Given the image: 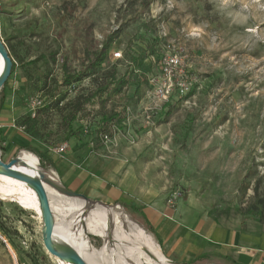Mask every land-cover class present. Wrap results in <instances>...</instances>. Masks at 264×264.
I'll return each mask as SVG.
<instances>
[{"label":"rangeland","instance_id":"rangeland-1","mask_svg":"<svg viewBox=\"0 0 264 264\" xmlns=\"http://www.w3.org/2000/svg\"><path fill=\"white\" fill-rule=\"evenodd\" d=\"M0 33L16 64L0 91L2 161L30 153L28 146L49 156L74 132L95 151L107 146L109 159L127 151L136 163L154 162L166 203L180 191L182 202L190 197L213 218L264 231V217L253 213L264 197V0H0ZM113 37L112 56L121 54L118 77L129 67L123 61L128 47L141 53L158 38L160 50L147 55L138 70L149 83L141 98L130 84L106 104L105 97L85 103L113 70L115 59L72 86L63 85L64 73L85 71L92 54ZM161 56L178 61L184 73L172 76L191 83L188 96L175 89L168 102L159 98L157 87L167 79ZM80 105L78 119L71 122ZM116 114L119 118L103 125ZM11 131H17L14 147L6 140ZM140 141L147 146L144 152L128 149ZM44 169L66 188L59 171L49 164ZM104 207L113 212L108 219L111 239L86 234L98 253L109 244L102 264H144L151 257L146 251L123 255V247L113 241L122 224L130 240L126 248L132 243L143 248L144 241L134 239L133 226L123 223V214L142 226L171 260L132 209ZM66 214L65 221L74 219ZM0 225L7 234L0 233V264H66L44 247L42 214L0 195ZM72 247L88 261L74 240ZM120 256L124 263L118 262Z\"/></svg>","mask_w":264,"mask_h":264},{"label":"crops","instance_id":"crops-1","mask_svg":"<svg viewBox=\"0 0 264 264\" xmlns=\"http://www.w3.org/2000/svg\"><path fill=\"white\" fill-rule=\"evenodd\" d=\"M3 116L5 124L7 113ZM16 135L17 131H11L6 136L12 147L18 141ZM66 145L65 153L49 155L63 185L93 202L132 209L171 260L181 264H264V231L237 225L227 217L213 218L190 197L170 208L164 188L158 186L154 162L136 163L133 152L127 151L120 158L109 159L107 146L95 151L88 140L76 136ZM128 149L142 153L147 146L140 141ZM138 168L143 171L139 173Z\"/></svg>","mask_w":264,"mask_h":264},{"label":"bare ground","instance_id":"bare-ground-1","mask_svg":"<svg viewBox=\"0 0 264 264\" xmlns=\"http://www.w3.org/2000/svg\"><path fill=\"white\" fill-rule=\"evenodd\" d=\"M3 67L4 62L0 58V74ZM19 158L18 164L14 166L15 170L18 172L33 178L44 177L46 180H51L53 183L60 185L55 173L42 168L39 159L34 154L23 153ZM46 188L49 194L51 208L55 216V229L53 234L55 245L58 247H72V240H74L85 253L88 264H102L101 260L105 259V252L108 250L109 244L106 242L102 252L98 253L91 247L86 234L98 235V237L101 236L103 239H111L108 219L112 216V209L108 207H98L83 215V212L88 207L87 204L77 199H68L51 187L46 186ZM0 195L7 201L15 202L25 209L42 214L39 198L35 190L24 181L0 174ZM67 212L74 215V219L70 222L65 221V218L68 216L66 214ZM123 223L133 226L136 230L137 234L134 238L135 240L144 241V244L141 245L143 247L142 249L136 247L135 243L131 244L132 247L127 246L126 248L125 243L130 241L129 235L125 233L126 231L124 232V226L119 224L117 230L114 231L113 241L118 243V247H123V255L128 251H137L139 254H144L146 251V253L151 254V257H149L150 259L144 264H178L167 259L161 253L159 246L152 237L145 232L144 228L137 225L125 214H123ZM118 262L124 263L123 257L120 256Z\"/></svg>","mask_w":264,"mask_h":264},{"label":"trees","instance_id":"trees-1","mask_svg":"<svg viewBox=\"0 0 264 264\" xmlns=\"http://www.w3.org/2000/svg\"><path fill=\"white\" fill-rule=\"evenodd\" d=\"M117 37L109 38L104 44L100 51L92 54V58L89 66L83 72H77L74 74H70L67 71L64 73V86H72L73 84L81 83L85 78L89 76H93L99 72V70L108 62L112 61L114 56H112V48L115 45V40ZM160 41L158 38H155L151 42L148 43L145 50H141V53L135 52L132 50V46L128 47V52L125 53L124 62L127 61L129 63V67L126 68L122 77H118L117 63L119 60L115 59V65L113 66V70L108 73L107 77H105L104 82L101 85H98L93 94L87 97L84 102L90 103L95 98H97V102L100 103L102 100L106 98L102 103L106 104L107 100L113 99L123 93V91L131 84L135 88L134 95L138 98L142 97L143 86L148 84L147 78H143L139 75L138 70L142 67L147 55H153L157 53L160 49ZM157 49V52H155ZM159 49V50H158ZM11 56V55H10ZM158 59L159 63L161 62ZM13 59V58H12ZM14 62V60H13ZM32 63H35L33 61ZM16 69L15 62L13 63L12 73H14ZM65 69V68H64ZM105 97V98H104ZM83 105L78 107V110L72 115L71 122H75L78 119V114L82 110ZM171 115L169 111L166 116ZM119 118V115H114V117L110 116L105 118L103 121V125H109L112 123L113 119ZM86 128V127H85ZM97 130H100L98 128ZM76 133L72 132L67 136V140H70L72 137H75ZM26 151L34 154L38 159L42 167H45L47 164L54 165L52 159L47 156L45 152L40 151L39 149L28 146ZM253 213L255 216L257 215L260 219L264 217V197L261 198L253 208ZM0 233L4 236H7L5 233L3 226L0 225Z\"/></svg>","mask_w":264,"mask_h":264},{"label":"water","instance_id":"water-1","mask_svg":"<svg viewBox=\"0 0 264 264\" xmlns=\"http://www.w3.org/2000/svg\"><path fill=\"white\" fill-rule=\"evenodd\" d=\"M0 58L4 62L3 70L0 74V91L4 87L5 83L9 80L13 68V59L10 56L9 50L2 39L0 33ZM20 158H15L10 162L6 163L0 158V174L6 175L8 177L21 180L30 185L36 192L40 208L42 210V223H43V243L46 251L54 258L67 263L72 264H88L86 260L72 247H58L55 245L53 240V234L55 229V216L51 208L50 198L46 186L53 188L62 196L68 199H77L88 205L83 215L89 211L97 209L98 207H104V204L93 202L89 200L86 196L73 192L67 188H64L61 184L57 185L51 180H46L44 177L33 178L26 176L17 170L14 166L18 164ZM44 168V167H42ZM87 229V228H85ZM85 231V230H84Z\"/></svg>","mask_w":264,"mask_h":264},{"label":"built area","instance_id":"built-area-1","mask_svg":"<svg viewBox=\"0 0 264 264\" xmlns=\"http://www.w3.org/2000/svg\"><path fill=\"white\" fill-rule=\"evenodd\" d=\"M115 59L121 58V54H114ZM161 68L163 75L165 76L166 83L162 86L157 87V95L159 98H162L164 102H168L169 98L172 96L173 91L177 89L183 96H188L191 89V83L184 80H178L177 78H173L172 74L179 70V73H184L182 70L179 69L178 61L171 58L170 56H162L161 58ZM147 124L151 125L150 117H147ZM153 125V123H152ZM87 129V127H86ZM103 139L109 141V137L107 135L103 136ZM68 150V146L66 144L60 146L59 148L55 149V153L61 154L65 153ZM182 199V193L180 191H174L171 193L167 198V205L174 209L178 202Z\"/></svg>","mask_w":264,"mask_h":264}]
</instances>
